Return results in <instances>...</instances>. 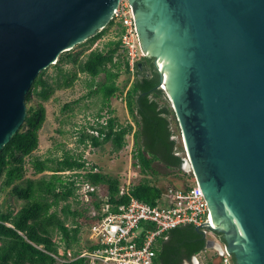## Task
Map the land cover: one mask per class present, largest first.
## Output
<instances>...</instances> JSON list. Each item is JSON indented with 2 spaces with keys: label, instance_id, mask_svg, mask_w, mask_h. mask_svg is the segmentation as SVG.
Segmentation results:
<instances>
[{
  "label": "water",
  "instance_id": "95a60500",
  "mask_svg": "<svg viewBox=\"0 0 264 264\" xmlns=\"http://www.w3.org/2000/svg\"><path fill=\"white\" fill-rule=\"evenodd\" d=\"M118 1L0 0V151L39 73L107 27ZM128 1L211 226L235 264H264V0Z\"/></svg>",
  "mask_w": 264,
  "mask_h": 264
},
{
  "label": "trees",
  "instance_id": "16d2710c",
  "mask_svg": "<svg viewBox=\"0 0 264 264\" xmlns=\"http://www.w3.org/2000/svg\"><path fill=\"white\" fill-rule=\"evenodd\" d=\"M109 26L114 28V38L102 48L96 46L84 58H80V54H71V50L59 56L53 64L61 76L56 87L71 86L78 74L89 78L88 96L98 97L101 103L94 124L89 126L90 130L98 131V136L83 132L80 141L88 140L94 148L109 143L114 152H119L125 146V138L131 135L134 165L139 167L142 175L152 179L132 185L129 195L148 205H158L169 187L158 184L154 163L158 162L167 169L183 170L184 157L176 152L171 130L175 115L164 91L159 88V74L153 59L138 57L130 80L127 60L120 50L122 29L119 25L114 27L112 22ZM107 27L91 39L98 40ZM67 64L72 65L71 72L65 69ZM44 71L39 73L26 95L23 125L0 151V195L8 191L16 201H22L17 210L9 205L6 209L0 206V264H55L56 256L64 260L62 264L84 263L82 259L69 261L67 252L72 256L77 254L82 244V228L89 226L92 220L86 212L74 209L70 204L59 209L60 203L75 198L74 183L63 174L65 172L73 171L74 176H82L93 186L105 188L114 204L125 205L129 201L127 196H118L117 178L94 172L95 167L87 168L81 157L65 155L61 160L33 157L30 160L32 176L25 177L24 159L32 157L37 149L38 131L45 121L43 103L54 92L44 78ZM122 73L128 78L120 89L117 80ZM100 75L103 79L92 88ZM118 93L121 100L124 98L133 124L123 126L113 116L110 103ZM33 98L39 101L33 103ZM63 108L70 109V105L65 104ZM103 117L106 118L104 126L99 123ZM57 236L59 240H55ZM205 246L206 239L194 226H178L167 232L166 239L156 242L155 261L159 264H192L195 256L205 252ZM232 263L235 264L233 259Z\"/></svg>",
  "mask_w": 264,
  "mask_h": 264
},
{
  "label": "built area",
  "instance_id": "2783aa9c",
  "mask_svg": "<svg viewBox=\"0 0 264 264\" xmlns=\"http://www.w3.org/2000/svg\"><path fill=\"white\" fill-rule=\"evenodd\" d=\"M109 22L122 29L120 50L125 55L132 80L135 61L147 54H143L140 48L130 3L119 0ZM159 88L164 90L162 85ZM99 123L104 126L106 118L100 119ZM89 132L98 136V131ZM63 174L74 183L75 199L81 207L80 211L86 212L92 220L88 226L86 245L81 244L75 256L67 252L69 261L82 259L83 264H159L155 261L156 242L166 239L168 231L182 225L198 228L206 240H217L216 228L210 224L206 200L196 183L186 189L170 187L158 205H148L129 195L132 184L128 180L125 185L119 186L118 196L124 195L129 199L127 204L122 205L111 202L107 192L99 196L97 187L82 176H74L75 172ZM208 232L213 237H207ZM215 240L212 241L221 248V251H215L216 264H233L224 244ZM198 255L195 257L196 264H210L211 261ZM54 258L55 264L64 262L58 256Z\"/></svg>",
  "mask_w": 264,
  "mask_h": 264
},
{
  "label": "rangeland",
  "instance_id": "374dc122",
  "mask_svg": "<svg viewBox=\"0 0 264 264\" xmlns=\"http://www.w3.org/2000/svg\"><path fill=\"white\" fill-rule=\"evenodd\" d=\"M110 26L103 31L98 40L93 41L89 39L80 45H76L70 51L71 54H80V58H84L85 55L96 46L102 48L108 40L114 38V28ZM65 69L71 72L72 65H65ZM44 78L52 85L54 92L50 98L43 103L45 108V121L38 131L37 149L32 153V157H25L24 159L26 169L25 177L29 178L32 176L30 160L33 157L61 160L65 155H70L75 158L81 157V160L85 163L87 168L95 167L96 169L94 171L117 178L119 180V186L125 185L128 180L130 184L135 185L144 179H152L149 176L142 175L139 167L134 165V146L131 135L125 138V146L119 152H114L109 143L99 148H94L88 140L84 142L80 141L83 132L90 134L89 126L94 124L95 116L101 107L98 97L94 95L88 96L90 91L88 84L91 83L89 78L85 75L78 74L71 86H61L57 88L56 83L61 82V76L53 65L44 71ZM127 78L128 76L124 73L118 78L117 84L120 89L124 87ZM102 79V75L97 77L92 84V88ZM120 98V93H118L111 99L110 108L113 110V116H115L118 123L123 126L128 123L133 124L132 118L126 109L124 98L122 100H120ZM37 101H39V99L33 98V103ZM65 104H69L70 109L65 110L63 108ZM105 110L108 109L106 108ZM171 130L176 141L177 154L181 157H185V143L175 117L172 118L171 121ZM154 168L158 172V184L162 185L164 188L186 189L194 186V183H196L193 174L188 169L185 171L173 168L167 169L158 162L154 163ZM97 191L99 196L106 193V189L101 186L97 187ZM21 204L22 201H16L8 191L0 195V206H2V209H6V206L9 205L13 210H17ZM66 204L72 205L74 209L81 210L75 198L70 199L68 202L60 203L59 209L63 208ZM215 235L217 240L211 238L209 240L223 243L221 239L222 236L220 234ZM87 236L88 226L85 225L81 233L82 246L86 245ZM207 237H213L211 232L207 233ZM55 240H59V237H55ZM198 256L204 257L214 264L217 263V255L214 249L206 250Z\"/></svg>",
  "mask_w": 264,
  "mask_h": 264
},
{
  "label": "flooded vegetation",
  "instance_id": "af4514ba",
  "mask_svg": "<svg viewBox=\"0 0 264 264\" xmlns=\"http://www.w3.org/2000/svg\"><path fill=\"white\" fill-rule=\"evenodd\" d=\"M153 64H154V61H153ZM185 158V157H184ZM185 161H183V164H182V168H183V170L185 171L187 168H185ZM190 171V170H189ZM191 172V171H190Z\"/></svg>",
  "mask_w": 264,
  "mask_h": 264
},
{
  "label": "clouds",
  "instance_id": "9594fccd",
  "mask_svg": "<svg viewBox=\"0 0 264 264\" xmlns=\"http://www.w3.org/2000/svg\"><path fill=\"white\" fill-rule=\"evenodd\" d=\"M146 54H147V53H146ZM147 56H148V55H147ZM222 244H223V243H222ZM206 250H207V249H205V251H206ZM215 251H216V250H215ZM195 257H196V256H195ZM195 257H194V258H195ZM192 264H193V259H192Z\"/></svg>",
  "mask_w": 264,
  "mask_h": 264
},
{
  "label": "crops",
  "instance_id": "0c3cea01",
  "mask_svg": "<svg viewBox=\"0 0 264 264\" xmlns=\"http://www.w3.org/2000/svg\"><path fill=\"white\" fill-rule=\"evenodd\" d=\"M148 57H149V55H148ZM157 70V69H156ZM164 91V90H163ZM165 93V92H164ZM166 95V94H165ZM167 97V96H166ZM169 101V100H168Z\"/></svg>",
  "mask_w": 264,
  "mask_h": 264
}]
</instances>
